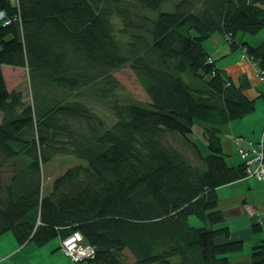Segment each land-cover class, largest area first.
<instances>
[{"label": "trees", "instance_id": "trees-1", "mask_svg": "<svg viewBox=\"0 0 264 264\" xmlns=\"http://www.w3.org/2000/svg\"><path fill=\"white\" fill-rule=\"evenodd\" d=\"M0 11L11 19H0V234L42 245L79 231L96 248L88 264H126V250L131 264H264V238L247 262L231 261L246 241L220 225L218 196L246 173L242 159L227 162L222 132L254 112L256 98L205 47L220 33L264 77V40L237 37L264 29V0H0ZM128 64L148 104L117 96L113 72ZM4 66L28 68L37 103L9 88ZM86 95L115 121L95 114ZM196 122L207 153L189 136ZM58 155L86 163L45 192L43 167Z\"/></svg>", "mask_w": 264, "mask_h": 264}, {"label": "rangeland", "instance_id": "rangeland-1", "mask_svg": "<svg viewBox=\"0 0 264 264\" xmlns=\"http://www.w3.org/2000/svg\"><path fill=\"white\" fill-rule=\"evenodd\" d=\"M169 6H170V3L166 5V8H168ZM164 8L165 7L163 6V9ZM115 21H116V28L117 29L120 28L122 25L121 23L122 21H120L116 17L114 19V22ZM241 35L237 36L238 39L244 38L248 40L251 44L255 45L264 40V29L255 34L244 33L242 36ZM119 37L121 39L125 38L121 34L119 35ZM210 38H208V40H206L205 42L208 43L209 41H211ZM222 38H223L222 39L223 44H225L227 48L230 47L231 52L230 51L223 52L222 54V52L217 51L218 62L221 60L224 61L230 55V53H232V51L235 50L236 53H238L237 57L243 60L244 62L247 61L248 64H250L251 68L254 70L253 71L254 75L250 76V80L252 84L251 85L252 91L250 90L249 93L250 95H252L253 98H255L257 94L259 95L255 99L256 106H255L254 112L247 114V116H245L244 118L251 115L252 117H256L257 119L260 118L258 120H263L264 118V95H262L261 93L262 92L264 93V77H262L263 75L261 74L258 61L257 60L255 61L254 58L250 56L246 48H242L240 46L233 48L228 38H225L224 36ZM229 59L231 61L229 64L231 72L234 75L240 74L241 79L246 80L245 76H243L245 74L242 73L244 71L242 70L243 68L241 69L240 67L235 66L237 59H234V58L232 59L231 57ZM113 75L116 76V78L120 81L122 85L121 88L118 90L117 96H120L122 99H125L128 101L133 100L138 103L148 104L150 102L149 95H147L143 85L138 80L137 74H135V71L132 69L130 64L120 69H117V71L113 72ZM247 79H248V76H247ZM6 80L8 82V86L10 89L15 88L16 90L23 92L24 100H26L27 103H30V104L37 103V100L35 98V90L31 88V85H30L28 68L10 67L9 70H6ZM59 93L61 95H65L67 91L65 92L62 91ZM68 98L72 99V96L68 95ZM82 98H84V101H86V103L88 102L90 103V105H92V109L94 113L97 115L99 114L102 118H104L108 125L112 124L115 121L111 108L105 102L98 100V98L94 96L86 95L85 97H82ZM0 120H1V116H0ZM239 120L240 119H237V121ZM254 126L257 127L258 125L255 124ZM203 128H204L203 124H201L200 122H196L194 130L192 133L189 134V136L194 141H196L199 144V146H201L204 149V152L207 153L208 146H206L207 140L205 139V136L203 135ZM237 137L238 136L236 134L229 135L228 133H223L221 136L222 145H224V152L227 155V161H229L230 158L240 157V155H238L237 146L234 141L235 138ZM79 163H86V162H84V160L80 158H75L69 155L68 156L58 155L57 157L49 161L43 167L42 174H41L42 180H43L42 185L44 187V191L47 192L48 189L51 188L52 186L51 183L55 179V177L63 173L66 169H68L69 166L77 165ZM1 170H2L1 173H2L3 178L6 181H8V179L10 178V171L12 170V167H10L8 163L6 164L4 163ZM244 176H247L246 173ZM249 177H253V176H249ZM240 204L241 202L239 201H230L228 203V206L229 207L231 206L232 208L235 207L236 208L235 210L238 211L240 209L239 208ZM244 208L248 215H251V216L254 215L255 212L253 213L251 212L252 208L250 207H244ZM227 215H228L227 220L231 221L232 218H235L234 213H231V214L229 213ZM190 221L192 224L196 226H202L204 224L203 221H201L195 216H191ZM223 224L224 222L220 223V225H223ZM220 225H217V226H220ZM57 238L58 237L51 239L43 246L40 244L37 245L36 242L31 241L29 242L30 244L26 248L22 249L23 246L20 247L18 240H16L14 236V233L11 230H8L7 232L0 234V264H10V262H16V261L17 262L21 261L20 262L21 264H64V262H66L65 261L66 259L64 258H67V257L63 253L62 249L60 250V248L59 249L52 248L55 244L54 240ZM221 239H223V237H221L220 240ZM246 245L248 246L250 245V250L252 249L249 241L246 242ZM31 247L33 249L35 248L37 249L33 250ZM30 248L31 250H29ZM124 256H126L125 257L126 264H131L133 260L128 250L125 251ZM67 260H69V263L74 262L73 260L68 259V258Z\"/></svg>", "mask_w": 264, "mask_h": 264}, {"label": "crops", "instance_id": "crops-1", "mask_svg": "<svg viewBox=\"0 0 264 264\" xmlns=\"http://www.w3.org/2000/svg\"><path fill=\"white\" fill-rule=\"evenodd\" d=\"M14 2V0H12ZM223 36L220 33H214L212 34V37L210 38L211 41L205 44L206 49L210 52L211 56L217 59V51L222 52H231V48H227L225 44H223L222 38ZM238 53L236 51H232L230 55L224 60L219 61L218 65L220 68L227 71L228 75L231 76V78L236 81L237 83L243 84L245 86V92L250 97V90L251 89V80L250 76L254 75V70L251 68L250 64H248L247 61H243L240 58L237 57ZM237 59V62L235 63L236 67H240L242 70H244L242 73H244L246 80L241 79L240 74H233L230 70V59L229 58ZM12 66H4V75L6 78V70H9V68ZM248 76V79H247ZM243 80V81H242ZM253 87V86H252ZM258 91V90H257ZM256 91V92H257ZM255 92V91H254ZM260 93V92H259ZM263 93V92H262ZM259 94H257L258 96ZM256 96V97H257ZM255 97V98H256ZM249 115L246 118H237L240 119L232 120L228 122L227 126L224 127L223 133L230 134H236L242 135L246 140H254L258 141L262 137H264V118L263 120H258L260 118L252 117ZM237 121V122H236ZM257 124L258 126H254ZM237 125V126H235ZM225 153V152H224ZM226 155V154H225ZM227 158V155H226ZM229 165L236 166L241 163V157L238 158H230L229 161H227ZM218 196H219V206H221L222 209H224L226 213L225 222L223 225L228 226L229 230H231V238L235 239H243L246 242L249 241L251 244V248L255 244H257L262 238H264V181H257L253 177H247L244 176L240 178V180L230 182L229 184L220 186L218 189ZM230 201H239L240 209L237 211L236 208H232L231 206H228V203ZM244 207H250L251 212H255L254 215H248L245 211ZM233 209V210H232ZM234 213L235 218H232L231 221L227 220L228 215L227 214ZM250 213V214H252ZM254 223H259L260 225V231L254 232L252 229V226ZM62 238L55 239V244L52 248L59 249L61 245ZM47 243V242H46ZM46 243L42 244L45 245ZM30 244V243H29ZM29 244L20 245V247L23 246L22 249L26 248ZM32 248V247H31ZM31 248L29 250H31ZM33 249V248H32ZM37 249V248H35ZM33 249V250H35ZM61 250V249H60ZM251 250L250 245H245L242 251L238 252H232L230 255V259L234 263H243L247 262L250 256ZM67 257V256H66ZM68 258V257H67ZM67 258L64 262V264H76L74 262H70L67 260ZM69 259V258H68ZM71 261V260H70ZM21 261L16 262H10V264H21Z\"/></svg>", "mask_w": 264, "mask_h": 264}, {"label": "built area", "instance_id": "built-area-1", "mask_svg": "<svg viewBox=\"0 0 264 264\" xmlns=\"http://www.w3.org/2000/svg\"><path fill=\"white\" fill-rule=\"evenodd\" d=\"M0 19H4L5 24L11 21L10 18H6L3 11H0ZM234 141L238 155L246 166V175L253 176L258 181H264V137L254 141L246 140L242 135H238ZM60 249L69 259L78 264H88L86 260L93 258L96 252L94 246L84 242V237L79 231H74L64 238Z\"/></svg>", "mask_w": 264, "mask_h": 264}]
</instances>
